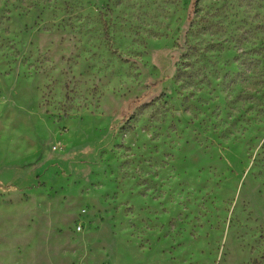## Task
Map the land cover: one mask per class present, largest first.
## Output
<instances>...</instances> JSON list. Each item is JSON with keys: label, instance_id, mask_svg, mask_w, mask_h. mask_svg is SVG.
Instances as JSON below:
<instances>
[{"label": "rangeland", "instance_id": "obj_1", "mask_svg": "<svg viewBox=\"0 0 264 264\" xmlns=\"http://www.w3.org/2000/svg\"><path fill=\"white\" fill-rule=\"evenodd\" d=\"M0 264H264V0H0Z\"/></svg>", "mask_w": 264, "mask_h": 264}, {"label": "trees", "instance_id": "obj_2", "mask_svg": "<svg viewBox=\"0 0 264 264\" xmlns=\"http://www.w3.org/2000/svg\"><path fill=\"white\" fill-rule=\"evenodd\" d=\"M196 1V0H195Z\"/></svg>", "mask_w": 264, "mask_h": 264}]
</instances>
